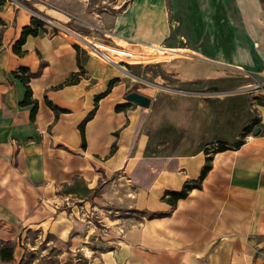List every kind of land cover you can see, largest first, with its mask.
<instances>
[{
	"label": "crops",
	"instance_id": "crops-1",
	"mask_svg": "<svg viewBox=\"0 0 264 264\" xmlns=\"http://www.w3.org/2000/svg\"><path fill=\"white\" fill-rule=\"evenodd\" d=\"M24 1L28 5L0 4V239L13 244L11 259L0 264H37L42 231L55 242L79 244L91 229L86 208L106 227L103 241L88 247L96 264H264L263 97L159 93L147 95L145 106L131 102L116 110L128 91L124 81L107 88L114 64L77 48L43 19L45 30L26 35L21 54L12 50L22 26L39 12L71 21L83 35L185 57L169 73L187 90L247 86L246 73L264 84V0H174L184 12V44L169 25L166 0H127L116 12L106 5L96 10L94 0ZM146 20L157 30L153 38L142 35ZM156 53L139 57L156 60ZM20 67L35 72L26 81L36 102L32 117V103H21ZM72 74L75 80L64 82ZM93 107L82 145L78 123ZM250 115L258 119L241 136L238 129ZM213 132H222L227 147L208 146L210 167L200 186L173 204L161 199L165 189L199 175L203 142ZM238 137L241 142L231 145ZM65 203L71 204L67 211L58 209Z\"/></svg>",
	"mask_w": 264,
	"mask_h": 264
},
{
	"label": "rangeland",
	"instance_id": "rangeland-1",
	"mask_svg": "<svg viewBox=\"0 0 264 264\" xmlns=\"http://www.w3.org/2000/svg\"><path fill=\"white\" fill-rule=\"evenodd\" d=\"M10 1L12 3H15V0H7ZM17 2H22L24 0H16ZM119 1V0H118ZM127 0H123L121 3H119V7H117V9H114V5L116 4L117 0H94L93 4H96L95 9H100V7L102 5H106L108 9H110L109 11H114L116 12V10H119L122 6L125 4ZM167 3V11H168V22L169 25H173L174 27L172 28V30L175 32H177V34H181V42L180 43H185L186 40H184L185 37V26H184V12L179 9V8H174L175 7V1L174 0H166ZM23 4V3H22ZM105 6V7H106ZM103 8V7H101ZM113 12V13H114ZM32 14H34L35 16H37L38 18L43 19L44 21L47 22V24H49V26L53 29L58 30L59 34L61 36H63L65 39H67L69 42H72L74 45L79 43V45L81 46V48L77 45H75L77 48H80L81 50L87 52V54H90L89 51L87 50V47L84 46L81 42H79L76 38H74L75 34L72 33L73 36H70L67 32H65L64 30H62L61 28L65 29L63 26L64 25L66 27H69L72 31H74L73 29L77 30L78 28L74 25H72L71 21L70 22H61L55 18L52 17H48L46 15L40 14L39 12H32ZM147 20H150L149 17L146 18ZM145 21V29L144 32L142 33V35H144L146 38L150 37L153 38L154 36H156L157 34V30L154 31L153 29L155 28V26L149 22V21ZM152 20V19H151ZM153 21V20H152ZM132 22L129 21V26L128 27H132ZM171 25V26H172ZM133 28V27H132ZM137 29V27H134ZM67 30V29H66ZM83 32V30H81ZM89 31V29H88ZM131 31H133L131 29ZM76 32V31H75ZM80 35V32H77ZM170 32L168 31V35L166 34L165 38L166 41L168 42V38L171 36L169 35ZM88 37L87 34H84ZM98 39V41H100L98 43V45L105 51V52H110L112 53V57L113 58H117V57H124V58H129L132 61L130 62H125L122 63L120 62L119 64H123L124 67H118L116 65H114L115 70H113L116 74H114L110 79L112 80V83H116L117 81H124V86L127 87V91L130 90H141L143 92V94L145 95H153V94H159L164 96H170L169 94H171V96L174 95H178V96H199L204 95L207 98H218L217 96H221V97H227L230 94H236L238 92H246V94H248L249 92H254L253 94H258V96H261L264 98V84H261L260 79H254L251 78V74L250 73H246V81L248 82L247 86H243V87H237V88H222L223 86L217 87L216 85H206V87L200 88L199 90H187L185 89V87H187L185 85V83L183 81L178 80L176 77H174L172 75V73H169L171 69H174L175 67L171 66L172 63H175V60H180L183 59L185 57L181 56H175L174 57H178L177 59H171L170 62H168L166 59H170L167 56L164 55H159V58L156 60H150L151 57H156L157 56V51H154L152 49H150L149 47H145V46H140L139 44H130L118 39H114L115 42H112L110 40L104 39V38H95ZM94 42V41H92ZM95 43V42H94ZM100 43H106L108 45L114 46V47H118V48H122V49H126L129 52L125 51H120V52H116L114 48L108 47V46H102L100 45ZM189 43H191V41H189ZM86 48V49H85ZM137 51H144V56H150V58H141V60L138 61V59L140 58H136L135 56L138 54ZM108 53V54H110ZM147 53H150V55H148ZM173 57V58H174ZM226 58V57H224ZM227 59V58H226ZM136 60V61H135ZM180 61H177V63H179ZM202 62V61H201ZM182 64V66L184 67L186 64H188V62H185V60H181L180 62ZM199 65V64H198ZM201 66H204L203 64H200ZM118 69H122L123 70V74L121 72H118ZM120 71V70H119ZM236 78V77H235ZM241 78V77H240ZM243 78V77H242ZM136 90V91H137ZM157 90V91H155ZM263 90V91H262ZM155 92V93H154ZM170 92V93H169ZM147 93V94H146ZM195 94V95H194ZM252 101V98H251ZM130 101L129 104H132ZM126 105V106H128ZM258 117L254 116V115H250V119L248 123H244L241 125V127L238 129L240 132L239 134L242 136L244 133L243 131H249L251 129V125L252 123L257 120ZM222 132H213L214 136L211 137L209 140L204 141L203 143L206 144V146H211V145H216L218 146L220 142H224L226 143L227 140H225L226 138H224L222 135H220ZM224 134H228L229 132H223ZM248 133V132H247ZM217 134V135H215ZM180 135V134H179ZM239 135V136H240ZM232 137V136H231ZM212 138H215L212 140ZM237 139H241L240 137L238 138H231L230 142L232 143L234 140ZM162 140V137L160 136V141ZM71 204H63V205H59L58 209H64V211H67L69 209ZM60 207V208H59ZM84 208V207H83ZM85 209V208H84ZM86 214H84L85 216L84 219H86L85 221H90L89 223V227L87 228V230H90L88 232L84 231V235L83 237L80 239V243H76L74 241H72V239H67L66 241L63 242H55L57 238H55L54 236H52L51 234L47 233L46 231H42L40 233L39 236L37 237V240H40V242L38 243V247L40 248V244L41 246L44 247V250H42V254L41 255H36V257H38V261L37 264H96V261L92 258V253L88 252V247L94 246V244L97 243V240H101L103 241L104 238L100 237V235L104 236L105 235V225L104 223V219L98 220V217H94V215L92 213H89L88 211H90L91 208H86ZM121 215H124L125 213H122L121 210L118 211ZM117 213V214H119ZM138 213V212H136ZM143 216L149 215L148 212H142ZM119 214V215H120ZM137 217H133L131 218L129 221V223L134 222V220ZM86 230V231H87ZM122 229L118 231L117 235H120ZM43 240H47V245L44 246V242ZM51 240V241H49ZM23 241H25L24 239V235H23ZM72 244H76L75 246H72ZM39 252V251H38Z\"/></svg>",
	"mask_w": 264,
	"mask_h": 264
},
{
	"label": "trees",
	"instance_id": "trees-1",
	"mask_svg": "<svg viewBox=\"0 0 264 264\" xmlns=\"http://www.w3.org/2000/svg\"><path fill=\"white\" fill-rule=\"evenodd\" d=\"M4 1L5 0H0V4H2ZM21 3L28 5L25 1H22ZM0 22H1V19H0ZM44 30H45V28L43 27L42 19L38 18L34 14H31L28 24H25L22 26L18 38L13 42L12 50L17 54H21L23 52V50L20 48V45L24 41V38L26 37V35H28V34L36 35L37 33L42 32ZM19 70L23 72V75L20 76V79L25 84L24 98L21 100V103H30V102L32 103L31 110H30V117H32L34 110H35L36 102L29 98L30 89H29V86L27 85L26 81L29 79L30 76H33L35 74V72H32V71H30L24 67H20ZM74 80H75V77L72 74L64 82L69 83V82H72ZM112 80L113 79H110L108 81L107 88L112 84ZM95 98H96V96L94 97V99ZM46 103L55 111L58 110V107L53 105L50 101L46 100ZM128 103H130V100H126L122 103H116L114 105V108L116 110L122 109L126 105H128ZM93 109H94V107L91 108L87 112V114L82 118V120L78 123V129H79V132L81 135V144L82 145H84L83 123L92 114ZM255 121H257V120H255ZM245 132L246 131H243V133H245ZM240 142H241V139H237V140H234L231 143V145H237ZM226 147L227 146L224 142H220L219 145L218 146L215 145L212 148V150H214V149L215 150H221V149H224ZM207 148H208V146H206V145L202 148V150L205 154V157H204V162H203L202 166L200 167L199 175L195 179H191L189 181H184L182 183V185L180 186V188H178V189H165L161 195V199L165 200L166 202H168L170 204H173L177 198L184 197L190 188L200 186V184H199L200 179L202 178V176L206 173V171L210 167V153H209L210 150H208ZM12 246H13L12 241L0 239V260L1 261H8L11 259V257H12Z\"/></svg>",
	"mask_w": 264,
	"mask_h": 264
},
{
	"label": "built area",
	"instance_id": "built-area-1",
	"mask_svg": "<svg viewBox=\"0 0 264 264\" xmlns=\"http://www.w3.org/2000/svg\"><path fill=\"white\" fill-rule=\"evenodd\" d=\"M6 1V0H5ZM12 1V0H11ZM16 2V0L14 1ZM63 26L65 29H67L69 32L75 34L74 38H76L79 42H81L84 46L87 47V50L89 51L90 55L94 56L95 58H97L98 60L105 62V63H110V64H114V65H118L121 67H124L123 64H119L120 62L125 63V62H130L132 61L129 58H124V57H117V58H113L112 57V53L110 52H105L99 45L98 43L100 41H98V39H95V37L90 36L87 38V36L85 35H80L79 33L72 31L69 27H66L64 25ZM94 41V42H92ZM98 42V43H97ZM77 46H79L81 48V46L79 45V43L75 44ZM100 45L102 46H108L111 47V45H108L106 43H100ZM114 47V46H113ZM112 48V47H111ZM86 49V48H85ZM110 53V54H108ZM136 61V60H135ZM264 93V91H263Z\"/></svg>",
	"mask_w": 264,
	"mask_h": 264
},
{
	"label": "water",
	"instance_id": "water-1",
	"mask_svg": "<svg viewBox=\"0 0 264 264\" xmlns=\"http://www.w3.org/2000/svg\"><path fill=\"white\" fill-rule=\"evenodd\" d=\"M125 98L127 100H130V101H133L137 104H140V105H147L148 101H149V97L139 91H136V90H130L128 91L126 94H125ZM258 132V127H255L253 130H252V133L253 134H256Z\"/></svg>",
	"mask_w": 264,
	"mask_h": 264
},
{
	"label": "bare ground",
	"instance_id": "bare-ground-1",
	"mask_svg": "<svg viewBox=\"0 0 264 264\" xmlns=\"http://www.w3.org/2000/svg\"><path fill=\"white\" fill-rule=\"evenodd\" d=\"M150 49H152V50H154V51H159V52H161L160 53V55H164V56H167L168 58H173L174 57V53H172V52H168L166 49H164V48H162V47H152V48H150ZM138 53V55H136L135 57L136 58H140V59H138V61L139 60H141V58L142 57H139V55H143L144 53L143 52H137ZM148 55H150V53H147ZM169 54H172L173 56L172 57H169Z\"/></svg>",
	"mask_w": 264,
	"mask_h": 264
}]
</instances>
